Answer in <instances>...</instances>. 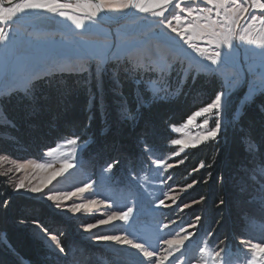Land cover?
Masks as SVG:
<instances>
[{
    "label": "rangeland",
    "instance_id": "374dc122",
    "mask_svg": "<svg viewBox=\"0 0 264 264\" xmlns=\"http://www.w3.org/2000/svg\"><path fill=\"white\" fill-rule=\"evenodd\" d=\"M67 2L71 3L73 8L65 11L77 18H85L84 28L78 29L71 20L43 10L30 12L12 23L0 24V27L9 33L8 40L0 43V95L14 87L25 88L42 73L71 68L94 73L99 83L98 93L102 94L104 70L112 62H118V66L125 62L127 65L156 68L161 75L171 70L176 72V76L182 72L183 78L190 70H195L196 73L214 72L222 79L224 83L222 91L226 93L219 116L223 127L230 105L236 103L235 100L238 98L240 108L243 100L250 98L246 95L250 88L258 82L260 65L264 63L262 50L252 44L241 42L238 38L239 29L233 39V47L229 49L222 46L219 49L222 53L221 62L211 65L161 23L164 18L153 17L150 13H141L134 9L130 16L121 21H109L102 13L95 20L89 21L86 0ZM174 3L180 4L181 7L187 6V3H181V0H174ZM0 5L9 7L1 0ZM191 6L195 8L198 5L193 2ZM199 7L204 5L201 4ZM107 11L118 16L126 10ZM177 13L179 9L168 6L165 16L171 19L172 15ZM241 23L246 26L244 21ZM173 26H177L175 21ZM202 39L207 37H194L196 43H202ZM161 68L164 69L163 73ZM109 72L115 75L116 71L110 67ZM237 74L239 80L229 88V82ZM111 79L117 81L116 76ZM92 101L94 102V97ZM124 105L125 103L123 107H126ZM104 106L102 103L101 111ZM204 118H198L196 123H201ZM207 118L210 120L209 127L214 126V118L211 115ZM5 120L0 110V121ZM182 125L183 123L177 127ZM186 131L195 133L202 129L193 125ZM182 137V133H176L174 139ZM73 138H78V144L66 146L65 141ZM89 143L90 140L84 142L79 137L63 139L55 147L50 148L58 149L51 157L47 155L50 149L40 157L28 158H15L0 151V156L8 158L0 164V173L12 168L7 176L0 175L5 179L11 192L34 202L35 212L39 211L41 214L45 210L48 215L41 221L21 223L34 238L44 244L48 251L43 257L46 264H147L136 249L115 242L98 241L96 235L128 234L130 238H136L139 242L148 241L155 245L158 240L169 238L170 233L178 232L181 228L187 229L193 235L190 242L186 241V258L196 255L198 247L205 245L215 250L227 247L230 251L239 252L243 256L242 250H246V245L241 241L252 243L264 241V214L258 218V215L241 213L234 222L223 224V219L211 216L205 200H192L191 190L195 186L194 183L188 184L191 187L171 186L169 181L173 175L170 171L178 164L174 162L178 155L173 153L179 152L180 146L173 145L175 150L171 153L147 149L142 167L123 178H118L115 177L114 166L110 171H106L108 164L100 165L98 162L91 164V160L86 156ZM63 152L72 153L75 167L69 169L63 176H58L52 184L42 188L38 193H33L30 189L41 185L53 169L58 170L61 167L60 163H54L48 169L29 165L20 171H16L15 165L11 163V161L51 163ZM158 159H162L164 164L158 166L156 164ZM169 164L172 167H168ZM21 180L24 187L16 190L15 184ZM85 183H91L93 187L86 193L63 201L61 208L55 207L54 203L46 198L50 191H73ZM261 188L259 191L263 195L256 194L251 201L252 211L255 212L264 211V183L261 184ZM88 199L104 200L108 206H93L90 211L82 209L78 213L67 210L72 203H84ZM160 200L164 201L163 205L160 204ZM128 207L133 208V213L127 223L114 221L109 225L98 226L91 232L84 231L85 224L95 223L96 220L105 218L111 211H126ZM195 209H201L199 216ZM52 219L57 222H53ZM190 225L194 227H189ZM43 229L57 234L64 249L66 245L69 246V252H59L47 239ZM184 234L181 232V235ZM158 247L166 248L167 245L161 243Z\"/></svg>",
    "mask_w": 264,
    "mask_h": 264
},
{
    "label": "trees",
    "instance_id": "16d2710c",
    "mask_svg": "<svg viewBox=\"0 0 264 264\" xmlns=\"http://www.w3.org/2000/svg\"><path fill=\"white\" fill-rule=\"evenodd\" d=\"M93 74L85 69L54 70L38 75L25 88L2 93L0 110L6 120L0 121V151L15 158L40 157L61 140L79 137L90 140L86 156L91 164H112L115 177L123 178L142 167L147 149L174 152L173 126L184 123L224 87L214 72L190 70L183 78L173 70L161 75L156 68L112 62L105 67L104 91L99 94ZM150 82L163 91L155 95ZM26 88H31L30 97L23 94ZM236 100L226 111L217 139L175 157L178 164L170 171L171 186L194 183L192 200H205L211 216L223 219V224L241 213L258 218L264 214L251 206L256 194L263 195L259 189L264 176L257 169L264 166V93L244 99L240 108ZM253 142L256 147L250 152ZM201 162L205 167H199ZM34 204L14 195L0 176V264L47 263L44 244L21 226L48 216L45 210L35 212ZM195 212L199 216L201 209Z\"/></svg>",
    "mask_w": 264,
    "mask_h": 264
},
{
    "label": "snow or ice",
    "instance_id": "6c2138e0",
    "mask_svg": "<svg viewBox=\"0 0 264 264\" xmlns=\"http://www.w3.org/2000/svg\"><path fill=\"white\" fill-rule=\"evenodd\" d=\"M193 2L197 3L198 6L193 8L191 6ZM7 3L11 6L4 7L0 5V24L12 23L30 12L43 10L71 20L78 29L85 27V18H77L70 12L65 11V9L73 8V5L68 3L67 0H19L14 5L13 0H7ZM181 3H187V6L181 7L180 4H175L174 0H86V7L89 9L87 19L93 21L105 10L123 11L127 9H136L141 13H150L153 17L164 18L161 23L175 33L203 60L209 61L211 65H217L221 62L222 53L219 49L222 46H227L229 49L233 47V39L239 29V40L260 48L262 50L261 55L264 56V35H262L264 33V0H181ZM201 4L204 7H199ZM168 6L179 9V13L172 15L171 19L165 16ZM173 21L176 22L177 26H173ZM242 21L245 22L246 26L241 23ZM181 25L183 27H179ZM196 36L207 37V39H202V43H196L194 40ZM8 38L9 33L5 28L0 27V43L6 42ZM204 45L212 47L209 48ZM163 71L164 69L161 68V73ZM238 80L239 76L237 74L229 82L228 87H233ZM257 80L258 82L246 94L249 97L257 93H264V63L260 65ZM149 87L155 95L163 91L157 83L150 82ZM23 94L26 97H30L31 88H26ZM225 95L226 93L223 91L217 93L210 103L189 115L182 126H173L175 133L183 134L182 138L171 139L170 141L171 145L180 146L179 152H174L173 155H179L180 152H184L187 149H194L207 141H215L217 139L222 129L219 116ZM209 115L214 118V126L212 127H209L210 120L207 118ZM201 117L205 118L201 123H196L197 119ZM193 125L198 129H202V131H196L195 133L186 131ZM77 144L78 138L65 141L66 146H75ZM255 147L254 142L251 143L249 151H253ZM57 151L58 149L55 148L50 149L47 155L51 157ZM6 160H8L6 156H0V164ZM57 162L60 163L61 167L58 170L53 169L41 185L32 187L30 191L33 193L41 192L42 188L52 184L58 176H63L69 169L75 167V163L72 161V153L63 152L58 158L53 159L51 163L33 164L32 161L25 163L11 161L15 165L16 171H20L29 165L40 169H48ZM180 163H183V161H180ZM156 164L158 166L162 165L164 161L158 159ZM167 166L172 167L171 164ZM112 167V164H108L106 171H110ZM199 167H205L204 163L201 162ZM257 170L264 176V166H259ZM11 171L12 168H9L5 172L0 173V175L7 176ZM23 187L24 182L22 180L15 184L16 190ZM92 187L91 183H85L80 187H76L73 191H50L46 198L52 201L55 207L61 208L63 201L71 200L74 196L86 193ZM188 187H191V185H188ZM160 204L163 205L164 201L160 200ZM100 205L108 206L104 200L88 199L84 203H72L67 210L72 213H78L82 209L90 211L93 206L98 207ZM185 207H188V205H185ZM132 213V207H128L126 211H111L105 218L98 219L95 223L85 224L84 231L91 232L98 226L109 225L114 221L127 223ZM165 227L168 226L165 225ZM189 227H194V225ZM43 231L50 243L59 252L63 253L65 249L59 236L50 233L47 229H43ZM181 232L185 234L181 235ZM192 235L187 229L181 228L178 232L170 233L169 238L158 240L155 245L148 241L139 242L136 238H130L128 234L96 235V239L104 242H115L122 246H130L145 258L147 264H166V262L167 264H264V241L257 243L241 241V243L246 245V250H242L244 251L243 256L239 252L230 251L227 247L215 250L205 245L198 247L196 255L186 258V241L190 242ZM161 243L167 245V247H158Z\"/></svg>",
    "mask_w": 264,
    "mask_h": 264
},
{
    "label": "water",
    "instance_id": "95a60500",
    "mask_svg": "<svg viewBox=\"0 0 264 264\" xmlns=\"http://www.w3.org/2000/svg\"><path fill=\"white\" fill-rule=\"evenodd\" d=\"M3 4L10 6L6 0H1ZM19 0H13V4L16 3ZM67 1H71V0H67ZM133 9H127L124 13L118 15V16H114L111 15L107 10H105L104 12H102V15L105 17V19L109 20V21H121L125 18H127L128 16H130V14L132 13Z\"/></svg>",
    "mask_w": 264,
    "mask_h": 264
},
{
    "label": "bare ground",
    "instance_id": "6f19581e",
    "mask_svg": "<svg viewBox=\"0 0 264 264\" xmlns=\"http://www.w3.org/2000/svg\"><path fill=\"white\" fill-rule=\"evenodd\" d=\"M134 10V9H133ZM133 12V11H132Z\"/></svg>",
    "mask_w": 264,
    "mask_h": 264
}]
</instances>
